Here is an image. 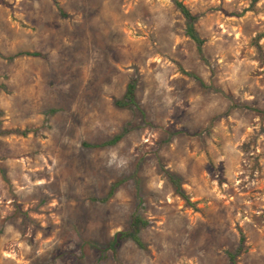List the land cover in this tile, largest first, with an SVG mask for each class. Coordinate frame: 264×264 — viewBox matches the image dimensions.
<instances>
[{"label":"rangeland","instance_id":"1","mask_svg":"<svg viewBox=\"0 0 264 264\" xmlns=\"http://www.w3.org/2000/svg\"><path fill=\"white\" fill-rule=\"evenodd\" d=\"M177 1L0 0V264H264V0Z\"/></svg>","mask_w":264,"mask_h":264},{"label":"trees","instance_id":"2","mask_svg":"<svg viewBox=\"0 0 264 264\" xmlns=\"http://www.w3.org/2000/svg\"><path fill=\"white\" fill-rule=\"evenodd\" d=\"M171 1L174 3V5L177 7V9L180 11V13L183 15V17L186 20V23H187L186 34H187V36L197 44L199 50L201 51V48L203 46V41L199 38V36H198V34H197L196 30H195L197 17L193 16L190 13V11L181 2H179L177 0H171ZM25 55L26 56H30V57L39 56L37 53H27ZM194 78L197 79L196 77H194ZM135 85H136V80L135 79L130 80V82H129L128 86H127V89H126L124 100L116 102L117 106L125 107V106H130V105L134 104ZM19 134L21 136L25 137V136H27L28 132L24 131V132H21ZM119 140H120V137H116L112 142H110V145L116 144ZM168 178L170 179L171 183L173 184V186L175 188V193L180 198H182L186 203L189 204L188 197L185 195L183 189L181 188L179 180L175 179L171 175H168ZM141 224H142V221L140 219L136 218V217L133 219L132 224H131V226H132V236L131 237H132L133 241L138 246H141L139 240L137 239L138 228H139V226ZM127 235L128 234L124 233V232L116 233L114 238H113V241H112V244H111V248L118 247L120 242L122 240H124L127 237ZM244 242H245V240L242 237L241 240H240V250L243 247ZM239 251H238V253H239ZM235 257H236V255L232 256V262H234Z\"/></svg>","mask_w":264,"mask_h":264}]
</instances>
